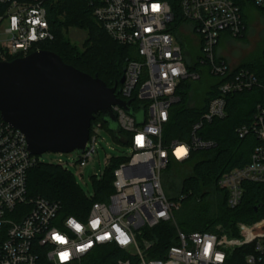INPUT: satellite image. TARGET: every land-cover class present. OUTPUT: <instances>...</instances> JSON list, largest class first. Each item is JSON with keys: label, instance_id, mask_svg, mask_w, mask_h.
<instances>
[{"label": "built area", "instance_id": "1", "mask_svg": "<svg viewBox=\"0 0 264 264\" xmlns=\"http://www.w3.org/2000/svg\"><path fill=\"white\" fill-rule=\"evenodd\" d=\"M61 1L65 0H0V62L24 57L52 41L47 8ZM85 2L107 34L134 51L125 59L116 94L120 101H129L131 112L118 104L111 106L119 131L126 134L120 139L132 153L114 169L113 191L105 202H92L84 219L61 216L58 202L28 197L27 172L37 156L29 152L21 131L0 113V264H40L42 254L50 264H82L108 245L124 253L116 264H224L236 248L249 244L254 252L245 257L246 264H264V216L251 224L238 222L236 237L228 236L222 225L216 226V232L187 233L177 228L176 244L160 259L147 257L152 242L142 237L144 228L174 221L180 207L183 196L171 200L163 190L161 173L168 162H182L191 150L210 148L213 144L201 140L196 131L204 121L225 116L226 95L254 86L262 90V101L256 104L251 122L237 128V133L239 137L253 134L257 144L248 161L223 173L217 186L233 209L240 205L246 183L264 184V85L248 70L233 73L235 67L217 53L221 36L240 38L248 28L245 10L251 6L264 10V0H178L177 10L167 0ZM184 31L198 45L197 69L190 72L185 64L188 49L182 45ZM203 73L228 78L218 84L217 94L192 125L190 140L163 145L162 128L177 101L178 85L183 79L197 81ZM134 98L146 102L145 108H134ZM96 138L89 129L84 150L78 153L80 166L96 151ZM178 148L183 149L180 154Z\"/></svg>", "mask_w": 264, "mask_h": 264}, {"label": "trees", "instance_id": "2", "mask_svg": "<svg viewBox=\"0 0 264 264\" xmlns=\"http://www.w3.org/2000/svg\"><path fill=\"white\" fill-rule=\"evenodd\" d=\"M167 1L174 10L178 9V0ZM47 17L54 39L42 43L40 49L52 51L65 63L90 75H97L109 87L116 84L119 90L125 59L133 57L134 51L114 41L104 31L92 16L85 0L57 2L47 8ZM179 22L180 18L177 19V23ZM70 27L84 28L88 31L82 51L71 45L65 37L64 31ZM198 58L199 55L189 50L185 51V64L189 72L197 69ZM241 69L251 72L259 84L264 85V48L248 61L236 66L233 73ZM227 78L226 76L215 79L208 73H203L197 81L183 79L180 82L175 92L177 101L171 105L168 120L162 128L163 145L168 146L174 140L180 142L190 140L192 125L205 112L208 101L217 94L218 84ZM262 98V90L257 86L226 95L225 116L204 121L195 133L201 140L210 141L213 145L208 149L191 150L185 161L177 162L171 159L168 162L166 167L191 165L190 174L182 178L179 197L171 198L165 193L168 198L175 201L183 196L180 206L184 208L180 210L182 211L180 217L176 219L174 213V221L161 222L153 228L143 229V239L152 242L147 251L149 259L163 258L168 248L176 244L177 228L187 233L216 232V226L222 225L228 236L236 237L238 222L251 224L264 216V184L246 183L242 201L233 209L227 207L225 192L217 186V181L223 173L248 161L253 147L257 144L251 133L239 137L237 128L251 122L256 104L261 102ZM132 106L145 108L146 102L140 103L134 98ZM93 123L105 125L116 139L127 144L120 139V136L124 137L126 134L119 130L115 132L110 130L101 115H97L91 122L90 129ZM127 160L128 158L124 160L111 158L101 177L93 180L94 194L89 198L65 167L55 163L39 162L37 158V163L27 172V195L58 202L61 206V216L84 219L92 202H105L108 199L113 191L114 169ZM210 189L220 197L219 208L214 213L210 212L209 206L205 203ZM253 252V244L236 248L227 256L224 264H246L245 257ZM123 256L122 250L108 245L95 250L82 264H116ZM40 264H50L43 254Z\"/></svg>", "mask_w": 264, "mask_h": 264}, {"label": "water", "instance_id": "3", "mask_svg": "<svg viewBox=\"0 0 264 264\" xmlns=\"http://www.w3.org/2000/svg\"><path fill=\"white\" fill-rule=\"evenodd\" d=\"M123 77L119 84H122ZM116 84L109 87L65 63L49 50L0 62V113L5 122L21 131L28 150L83 152L91 122L101 115L109 129L118 131L111 106L131 112L129 101H120Z\"/></svg>", "mask_w": 264, "mask_h": 264}, {"label": "rangeland", "instance_id": "4", "mask_svg": "<svg viewBox=\"0 0 264 264\" xmlns=\"http://www.w3.org/2000/svg\"><path fill=\"white\" fill-rule=\"evenodd\" d=\"M245 14L248 15V28L245 35L241 38H233L223 34L217 47V53L224 58L231 68L248 61L264 48V11L251 6L245 10ZM184 30L188 31V26H185ZM185 31L181 33L183 36V47L197 54L198 45L194 43L196 38L185 34ZM87 32L84 28L70 27L64 31V34L71 45L82 51L88 37ZM92 130L97 137L96 151L85 166L79 165V154L76 151L69 153L45 152L37 155L39 162L62 163L70 174L74 176L78 186L89 198H92L94 194L93 180L101 177L110 159L114 157L124 160L132 153L131 148L116 139L105 125L99 126V123H93ZM190 172L191 165L166 167L161 173V181L165 193L171 198L179 197L182 178L190 174ZM210 190L205 203L209 206L210 212L214 213L219 208L220 197L212 189ZM183 208L180 206L175 212V219L180 217L182 212L180 210Z\"/></svg>", "mask_w": 264, "mask_h": 264}, {"label": "bare ground", "instance_id": "5", "mask_svg": "<svg viewBox=\"0 0 264 264\" xmlns=\"http://www.w3.org/2000/svg\"><path fill=\"white\" fill-rule=\"evenodd\" d=\"M182 150H183L182 148H178V149L176 150V153H177V154H180V152H181Z\"/></svg>", "mask_w": 264, "mask_h": 264}]
</instances>
